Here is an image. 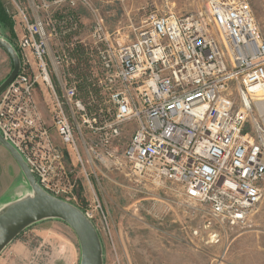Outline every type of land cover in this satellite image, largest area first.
<instances>
[{
  "label": "built area",
  "instance_id": "1",
  "mask_svg": "<svg viewBox=\"0 0 264 264\" xmlns=\"http://www.w3.org/2000/svg\"><path fill=\"white\" fill-rule=\"evenodd\" d=\"M11 1L21 69L0 94V133L43 190L78 206L76 174L91 183L99 163L175 182L212 221L238 224L256 209L264 37L248 0L150 11L113 31L92 0ZM92 201L80 208L96 225Z\"/></svg>",
  "mask_w": 264,
  "mask_h": 264
},
{
  "label": "rangeland",
  "instance_id": "2",
  "mask_svg": "<svg viewBox=\"0 0 264 264\" xmlns=\"http://www.w3.org/2000/svg\"><path fill=\"white\" fill-rule=\"evenodd\" d=\"M92 1L100 5L112 31L131 23L140 26L150 11L185 15L203 5L199 0ZM248 1L264 37V0ZM0 3L11 19L12 1ZM16 31L15 24L10 28L0 19V36L17 48ZM12 69V60L0 49V84ZM95 168L91 183L76 174L73 196L79 208H91L94 198L102 206L95 227L103 243L104 264H264V197L242 222H216L201 204L188 202L175 182L154 186L137 181L128 168L99 163ZM261 185L264 188V182ZM30 189L13 157L0 153V209ZM80 253L74 230L62 221L47 220L11 242L0 264H80Z\"/></svg>",
  "mask_w": 264,
  "mask_h": 264
},
{
  "label": "water",
  "instance_id": "3",
  "mask_svg": "<svg viewBox=\"0 0 264 264\" xmlns=\"http://www.w3.org/2000/svg\"><path fill=\"white\" fill-rule=\"evenodd\" d=\"M0 48L13 63V69L0 84V94L11 85L21 69V57L13 44L0 36ZM0 144L10 153L22 171L31 192L13 199L0 209V256L26 229L47 220L66 223L77 235L81 259L80 264H104V248L94 223L78 206L55 197L43 190L35 175L17 149L0 133Z\"/></svg>",
  "mask_w": 264,
  "mask_h": 264
},
{
  "label": "trees",
  "instance_id": "4",
  "mask_svg": "<svg viewBox=\"0 0 264 264\" xmlns=\"http://www.w3.org/2000/svg\"><path fill=\"white\" fill-rule=\"evenodd\" d=\"M3 7V5L0 3V19L3 21V23H5V24H9V26H10V28H12L13 27V20H11L8 16H7V14H6V12H7V10L5 11L4 10V8H2ZM17 49V48H16ZM18 50V49H17ZM19 52V51H18Z\"/></svg>",
  "mask_w": 264,
  "mask_h": 264
},
{
  "label": "crops",
  "instance_id": "5",
  "mask_svg": "<svg viewBox=\"0 0 264 264\" xmlns=\"http://www.w3.org/2000/svg\"><path fill=\"white\" fill-rule=\"evenodd\" d=\"M1 49V48H0ZM4 51V50H3ZM9 153L1 144H0V153H2V155H6V153ZM10 154V153H9ZM15 161V160H14Z\"/></svg>",
  "mask_w": 264,
  "mask_h": 264
}]
</instances>
